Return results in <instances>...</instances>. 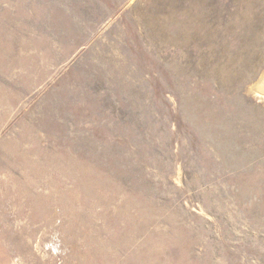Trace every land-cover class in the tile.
Masks as SVG:
<instances>
[{
	"label": "rangeland",
	"instance_id": "rangeland-1",
	"mask_svg": "<svg viewBox=\"0 0 264 264\" xmlns=\"http://www.w3.org/2000/svg\"><path fill=\"white\" fill-rule=\"evenodd\" d=\"M0 264H264V0H0Z\"/></svg>",
	"mask_w": 264,
	"mask_h": 264
}]
</instances>
